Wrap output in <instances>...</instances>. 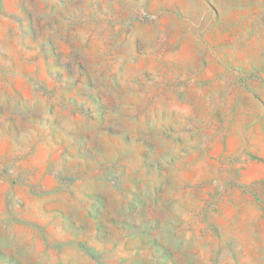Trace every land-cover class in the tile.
<instances>
[{
    "label": "rangeland",
    "instance_id": "1",
    "mask_svg": "<svg viewBox=\"0 0 264 264\" xmlns=\"http://www.w3.org/2000/svg\"><path fill=\"white\" fill-rule=\"evenodd\" d=\"M0 264H264V0H0Z\"/></svg>",
    "mask_w": 264,
    "mask_h": 264
}]
</instances>
